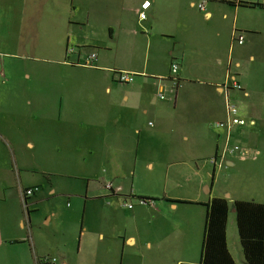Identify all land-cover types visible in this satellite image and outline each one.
<instances>
[{
	"label": "crops",
	"instance_id": "crops-1",
	"mask_svg": "<svg viewBox=\"0 0 264 264\" xmlns=\"http://www.w3.org/2000/svg\"><path fill=\"white\" fill-rule=\"evenodd\" d=\"M11 1L27 6L33 53L47 57L23 78L10 67V78L0 79V264L199 263L212 197L228 199V247L247 264L234 201L264 203V6L247 12L222 0H149L147 9L148 0ZM133 45L162 56L142 61L131 55ZM92 52L97 58L84 65ZM173 61L182 84L176 95L168 80ZM119 71L135 81L118 82ZM233 78L244 90L228 87ZM227 97L249 121L231 133L248 153L214 165L207 159L224 151L227 132H212L210 124L226 118ZM163 132L174 135L167 146L174 154L183 150L173 162L147 154L163 144ZM235 159L250 161L252 191L222 196L209 180ZM144 164L152 173L168 165L163 186L146 175L136 183ZM29 188L38 189L27 195ZM46 256L57 261H40Z\"/></svg>",
	"mask_w": 264,
	"mask_h": 264
},
{
	"label": "rangeland",
	"instance_id": "rangeland-1",
	"mask_svg": "<svg viewBox=\"0 0 264 264\" xmlns=\"http://www.w3.org/2000/svg\"><path fill=\"white\" fill-rule=\"evenodd\" d=\"M13 6H14V2H12L11 0H6L5 2L0 3V14L5 16L3 18L4 23L1 30L2 41L0 43V73H1L0 79L5 82L10 78V73L7 70L8 68L10 67L11 69L14 68L13 77L17 76V78L20 79L25 76L30 66H32L35 62L41 61L47 57V55L41 52L33 53L32 49L36 51V48H34L32 44L29 42L30 33L32 34V28H30L29 25L33 21L31 22L30 17L28 16L27 6L22 1H19L14 7ZM11 7H13V9H11ZM242 8L247 12L251 10L248 7H242ZM212 22L215 23V20H213ZM220 25L222 26V24ZM45 27L47 28L46 24ZM33 41H34V37H33ZM133 46L135 47L131 46L129 49V51L131 50L130 51L131 55L135 56L136 58L138 57L141 58L142 61H145L146 59H150L151 56L155 59L162 56V52L159 49L155 48L148 51L145 45L144 46L133 45ZM35 56H38L39 58H35ZM86 61H87V57L85 59L84 65H86ZM4 65H6V68L4 67ZM0 90H3L4 92L5 87L0 86ZM158 100L161 101L160 98H158ZM211 128L213 127L211 126ZM214 129L215 128L210 130L212 131ZM161 135H163L161 141L163 144L157 145L149 149L147 151L148 156H150L151 158L157 161H163L162 159H164L165 161L168 160L173 162L174 160L179 159L177 155L179 154V156H181L183 150L181 148H178L176 151L177 154H174L173 151L175 150L167 147V146L169 147L174 146L172 145V143H169L171 140L172 141L175 140L174 135L173 136L171 134L168 135L167 132L166 133L163 132L161 133ZM235 139L234 141H236ZM155 140H160V136H157ZM231 143L235 144L236 142H233V140H231ZM184 151H188V147L187 148L185 147ZM203 153H204L203 157L210 155L209 154L210 152H206V150ZM212 153H214V151H211V154ZM204 159L205 158H202V160ZM208 160L209 158L207 159V162ZM235 160H236V166L231 167L229 165L223 164L222 168L218 170L215 179H212L211 177L209 180L210 185L211 183L212 185L214 183V191L222 196H225L227 191L234 192L235 189L240 191L241 193L247 192L248 195H250L252 191L249 186L250 176L252 174L249 168L250 161L243 162V161H239L238 159ZM167 168L168 165L164 164V166L161 169H159V171H157L158 167H156V170L154 171V173H152V171H150L148 167H146L144 164L143 166H140L137 170L138 177L136 179V183L140 182V175H146L147 179H153V180L157 179L156 181L157 186L159 184L163 186L166 180L165 173L167 171ZM243 179L247 182V184L238 186V182H243ZM141 183H143V181H141Z\"/></svg>",
	"mask_w": 264,
	"mask_h": 264
},
{
	"label": "trees",
	"instance_id": "trees-1",
	"mask_svg": "<svg viewBox=\"0 0 264 264\" xmlns=\"http://www.w3.org/2000/svg\"><path fill=\"white\" fill-rule=\"evenodd\" d=\"M222 1L239 7L264 6L259 2L243 0ZM205 207L206 217L201 260L199 263L183 264H238L229 250L227 241V225L230 213L228 199L212 197L205 204ZM234 209L241 249L246 263L264 264V203L235 200Z\"/></svg>",
	"mask_w": 264,
	"mask_h": 264
},
{
	"label": "built area",
	"instance_id": "built-area-1",
	"mask_svg": "<svg viewBox=\"0 0 264 264\" xmlns=\"http://www.w3.org/2000/svg\"><path fill=\"white\" fill-rule=\"evenodd\" d=\"M150 3L151 1L149 0L144 2L141 6L142 9H147ZM199 7L200 9L205 10V4L203 3L199 4ZM146 17H147V13L145 12V10H142L140 12V19L144 20L146 19ZM234 40L238 44H243L245 40V36L243 34L236 32L234 34ZM96 58H97L96 52H92L91 54H89L87 57L86 66H91L92 62ZM179 70H180V64L178 63V61H173L170 66V75L168 77V80L170 82L169 91L172 95H176L178 93V90L182 86L181 80L179 78ZM115 78L118 82H121V83H132L135 81L134 74H131L129 72H124V71L115 72ZM228 87H232L233 89H236L238 91L244 90L242 83L237 78H233L230 81V84H228ZM158 95L161 99L166 98V95L163 92L159 93ZM242 111H243L242 106L238 102L231 100L229 97H227L226 99V118L223 120L219 119V120H215L211 122V126L213 128L223 129L227 132L225 149L221 154H218L217 156L209 158L208 163L214 164V165L217 164L219 161L224 163L228 155L241 154L243 156H246V154L248 153V150L243 148V146H241L240 144L231 143V140H232L231 133L234 127L245 126L249 122L247 118L243 116ZM108 187L109 188L112 187L111 183L108 184ZM37 189L38 188H35V189L29 188L25 191V193L27 195H33L37 191ZM142 202L144 203V201ZM124 206L130 209L134 208V204L129 203V202H125ZM40 261L44 263H49V262H56L57 259L46 256L42 258Z\"/></svg>",
	"mask_w": 264,
	"mask_h": 264
},
{
	"label": "water",
	"instance_id": "water-1",
	"mask_svg": "<svg viewBox=\"0 0 264 264\" xmlns=\"http://www.w3.org/2000/svg\"><path fill=\"white\" fill-rule=\"evenodd\" d=\"M25 206H26V209H27V212H28V216H30L28 200H25Z\"/></svg>",
	"mask_w": 264,
	"mask_h": 264
}]
</instances>
